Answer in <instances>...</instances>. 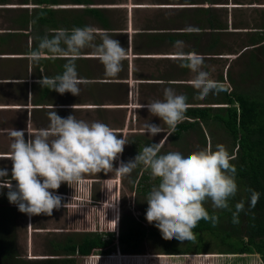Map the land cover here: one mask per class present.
<instances>
[{"label":"rangeland","instance_id":"rangeland-1","mask_svg":"<svg viewBox=\"0 0 264 264\" xmlns=\"http://www.w3.org/2000/svg\"><path fill=\"white\" fill-rule=\"evenodd\" d=\"M125 1L112 0V4L116 5V3ZM8 2L19 3L17 4L19 9L16 13V22L20 28L21 24L19 23L21 22L24 23L27 20L34 22L36 9L31 12L30 10L32 9L26 8L31 7L27 5L30 4L31 0H8ZM124 6L127 5L125 4ZM189 7L197 8V5L190 2ZM64 11H58L57 15L61 17L60 21L55 24V28L68 31L74 28H81L80 24L77 23H64L63 21H70L71 13L74 12L70 9ZM122 13L125 16H119L117 11H110V17L114 21V25L109 30H102L103 32L96 30L94 43L99 45L102 42L99 36L104 34H108L112 39L119 40L121 45L125 46L126 53V58L122 61L123 70L117 76H108V78L104 75V64L98 58L95 49L85 47L75 60L78 76L83 81L79 85V96H74L71 93L61 95L56 91L42 87L40 94L39 90L33 88L34 85H36L35 87L39 85L37 81L40 74L38 70L40 59L37 60V58L27 54L28 50L24 44H17V53H22L17 55L16 66L20 68L30 62V66H28L30 70H18L19 74L25 73L24 80L26 82L16 85L15 89H12L13 91L10 93H6L5 97L17 99V104L21 107L18 112L27 111V113H24L26 116L19 123L20 127H27L24 129L25 133H28L27 130H32V126H34V129L38 128L37 130H46L50 123L48 113L54 110L62 118L75 115L78 120H84L89 123L104 121L102 123L105 124L107 122L109 127L120 134L118 138H123L124 135L128 140L124 152L114 162V168H118L121 161L127 163L130 160H134L143 147L150 146L153 143H160L167 136V132H170L167 125L159 117L152 116L149 110L146 107L141 108V105H146L148 102L158 99L162 100L164 98L162 91L164 92L165 88L171 87L177 94H183L187 97L186 102L190 107L186 112L187 119L185 120L200 121L202 130L206 135V143L203 144L200 132L186 134L179 147L175 146L169 137L163 141L161 154L180 152L182 155L188 156L190 153L205 149L209 145L212 146L214 151L216 150V145H224L227 151L235 157L237 154V141L234 126L238 123L239 112L238 106L231 96V92L235 87L229 77H227V73L229 71L232 78L237 80V84L243 89L257 88L264 95V89L261 88L264 82V54H261L260 57L257 56L258 60L263 62V67L259 71L260 75L251 80H245L246 82L243 84L240 82V74L246 71L252 58L247 56L235 60L230 70H210L215 68V63L221 59L217 55L215 57H211L210 55L212 54L207 55L208 58L204 60L205 66L203 70L210 74V78H214L218 82H220L221 76H224L226 81L222 82V84L225 90L218 94L215 92L210 93L205 99L201 100L197 98V90L190 84L195 74L188 68H185L186 70H169L171 72L170 76L165 75L167 70H164V68L163 70H146L147 68H144L143 64L139 65L144 69L134 70V66L136 64L138 66V63H136L137 54L132 53L130 48V38L132 39L130 35L132 32L127 22V9H122ZM20 19L21 22L19 21ZM28 23L22 24V30H26ZM124 35L127 39H124ZM139 36L141 35L134 36V40H137ZM21 41H23L22 38L19 39V42ZM135 42L132 41L134 46ZM62 47L66 46L62 45ZM174 52L176 53V51ZM163 55L167 54L161 53L156 56ZM142 57L146 60L149 56L148 54H142ZM50 58L52 57L50 56ZM69 58V56L57 55L50 60V63L57 65L62 74L64 71L63 66L69 62ZM151 60L156 59L151 58ZM37 61L38 63L34 64ZM39 67L41 66L39 65ZM42 71L46 72V70ZM56 72L58 70H51L48 75L46 73L44 75L55 77ZM20 77L22 79L23 76ZM106 95L110 96L109 101H105L104 96ZM38 96L40 97L39 99L37 98ZM99 96H101V101L105 105L97 106L92 102L93 98ZM35 101H38L37 105ZM73 105H76L75 109H73ZM147 122L161 126L165 132H161L154 137L150 133L146 134L144 125ZM35 134L36 132L33 133V135ZM0 155L10 157L9 147L1 148ZM0 168H6L9 174L12 168V161L7 158L1 159ZM144 169L143 165H138L130 174L126 175H118L115 169L107 174H104V172L99 173V176L96 175L98 179L93 188L86 183L80 185L84 189L90 188L91 190L89 191L95 193L93 197L66 196L60 193L62 204L65 207L54 209L52 216L45 214L29 216L18 209L17 245L22 259L28 262H40L55 257L74 256L77 259V264H146L147 262L149 264H263L260 256L242 261L236 260L234 256L215 255L227 253V250L223 247V243H220V240L210 234L203 235L202 243H190L193 240L180 241L176 239V243L180 248L190 247L195 249V245L198 244V248H202L204 253L194 254L192 252V254L186 256L171 258L167 254H163V251H165L164 243L151 235L141 243V252L139 254L125 253L123 251L125 254L121 252L120 254L115 251L116 254L108 258L106 255L101 254L100 247H97L95 243L96 240L88 241L91 243L86 248L88 252L83 249L82 245L86 244V241H84L86 238L93 240L101 237V240L107 241L110 246H115V248L119 245L121 246L118 238L119 232L121 234L122 231L120 216L124 217L132 214L137 220L143 221L146 228L154 226V223L150 224L147 221L146 212L144 211L148 207L147 196L138 194L135 191L137 180L135 181L133 175L136 172H142ZM102 173L106 179L101 178ZM60 188H62V184ZM60 188L58 189L59 191L61 190ZM67 188L70 189L68 185ZM59 191L57 192L59 193ZM58 193H54V195H58ZM208 205L213 207L211 200H208ZM96 235L100 237H96ZM58 242L66 243L67 246L61 248L56 245ZM230 242L240 244L239 239L233 236H228V243ZM170 245L175 248L173 243ZM111 253L114 252L112 251ZM93 254L95 257L92 256ZM232 259L235 260V263H232Z\"/></svg>","mask_w":264,"mask_h":264},{"label":"clouds","instance_id":"clouds-1","mask_svg":"<svg viewBox=\"0 0 264 264\" xmlns=\"http://www.w3.org/2000/svg\"><path fill=\"white\" fill-rule=\"evenodd\" d=\"M38 39L37 49L32 53L37 60L44 58L46 53L52 58L57 55L70 57L69 62L63 66L62 74L55 77L43 75L37 81L42 88H48L61 95L65 93L80 95L79 85L83 81L78 76L75 60L85 47L95 49L98 58L104 64L107 76L115 77L123 70L122 61L126 58V53L120 41L104 34L101 37L102 42L96 45L94 43L96 30L91 26L74 28L71 31L56 30L51 36L44 35ZM174 47L181 53L183 61L181 67L188 68L195 74L190 84L197 90L198 99L203 100L210 93L218 94L225 90L222 83L211 79L210 74L203 70L204 56L195 52L183 54V41H176ZM186 101L185 95L177 94L173 88L168 87L164 89L162 100L142 104L141 108L146 107L152 116L159 117L171 131L167 132V136L160 143L143 147L134 160L127 163L121 161L118 168H114V162L124 152L128 140L124 135L123 138H118L120 134L102 122L89 123L78 120L75 115L62 118L54 110L48 113L50 121L48 128L35 135L27 130L29 135L27 140L24 130L13 128L9 131L12 138L11 179H5L8 178V171L6 168H0V189H9L8 199L10 203L18 206L20 212L29 216L41 214L52 216L54 209L65 207L62 204V197L50 191L58 190L62 183H67L71 187L73 184L84 185L85 178L89 175L101 172L107 174L113 169L118 175H126L138 165H143L150 170L153 180L159 179V184L154 185L146 197L147 221L150 224L154 223L165 240L173 238L180 241L193 240V229L202 219L210 218L204 203L211 200L214 208H228V201L237 194L238 185L235 180L236 169L231 164L235 157L224 145H216L215 151L209 145L188 156L180 152L160 154L163 141L175 133L177 126L187 119L186 112L190 105ZM72 107L75 109L76 105ZM144 128L146 134L150 133L152 137L165 132L161 126L149 122ZM12 181L16 182L15 187ZM257 199L258 194H253V204ZM238 210H243L242 204L238 205ZM236 215L234 214V223H238ZM129 216L133 217L132 214L124 217ZM122 218L123 216L119 217L120 224ZM119 235L120 232L118 238ZM238 238L247 240L248 232L244 230V234H240ZM115 251L123 253L120 245ZM115 251L101 254L110 258L116 254ZM140 252L141 248L138 252L125 253ZM186 255L189 254H167L169 258ZM215 255L234 256L236 260L242 261L256 256L261 257L257 253L233 254L228 251ZM92 256L95 257L94 254ZM232 263H235L234 259ZM262 263L264 264L263 260Z\"/></svg>","mask_w":264,"mask_h":264},{"label":"crops","instance_id":"crops-1","mask_svg":"<svg viewBox=\"0 0 264 264\" xmlns=\"http://www.w3.org/2000/svg\"><path fill=\"white\" fill-rule=\"evenodd\" d=\"M189 1L196 4L197 8L189 7ZM185 2L187 3L185 4ZM17 4L19 3L0 0V147L2 149L9 147L10 152L12 138L9 135V131L13 128L17 130L27 128L19 125L26 116L24 113H27V111L18 112L21 107L17 104V99L5 97L6 93L13 91L16 85L26 82L24 80L25 73L19 74L18 70H30V67H28L30 62L20 68L16 66L17 55L22 53H17L16 47L18 43L24 44L29 51H27V54L34 57L32 53L37 49L38 38L41 37L37 25L33 21L27 20L23 23L20 19L21 23L19 21L18 23L21 24V28L17 25L16 13L19 9ZM125 4L127 6H124ZM27 5L31 6L26 7L32 9L30 10L31 12L36 9L34 21L38 17L40 9L41 16H43L42 20L45 19L46 16L43 14V10L48 8L46 4L43 3L39 6L31 0L30 4ZM66 9L74 11L69 18V24L77 23L80 24L81 28L85 25L91 26L101 32H103V27L106 26V30H109L114 25V21L110 17V11L114 10L117 11L119 16H125L122 13V9H127V22L132 32L130 35L132 37V39L130 38V48L132 53L137 54L138 58H136L138 66L136 64L134 70H142L144 68H147L146 70H163L164 68V70H167L166 76L171 75L169 70H186L181 67L183 62L181 53L174 47L176 41H183V54L195 52L205 58H208L207 55L209 54H212L210 55L211 57L219 56L222 61H217L214 65L215 68L210 70H230L235 60L247 56L252 58L250 63L252 60L259 62L260 60H258L257 56L260 57L261 54H264L262 53L264 52V0H126L123 3H116V5L112 4V0H88L84 4H78L73 2V0H63L50 6V10H52L50 20L53 27L51 30L46 31L45 35L50 36L57 30L55 24L60 21L61 17L57 13L61 10L65 12L64 10ZM89 9L102 11L105 22L95 19L93 14L87 15ZM63 22L66 23V21ZM26 23H28L26 30H22V24ZM106 30L104 29V31ZM228 30L229 32H227ZM136 35L141 36L134 40ZM20 38L23 41L19 42ZM125 38L126 36L124 35ZM132 41H136L135 46ZM123 47L125 48L124 45ZM161 53H166L167 55L156 56ZM142 54H148L150 58L147 57L144 60ZM255 57L256 59H254ZM151 58L158 61L151 60ZM52 59L54 58H50L47 53L44 58L40 59L39 65L41 67L38 65L40 73L38 80L41 79L42 72V76L45 73L48 75L51 70H58L55 73L56 75L61 74L58 66L50 63ZM36 63L38 61L34 64ZM139 64H143L144 68ZM42 70H46V72ZM104 75L107 76L105 70ZM20 76H23V80ZM211 79L215 80L214 78ZM35 86L33 88L39 90L41 94V85ZM163 94L164 92L162 91V96ZM37 98L39 99L40 97L38 96ZM101 99V96L95 97L92 102L97 106L105 105ZM104 99L109 101L110 96L106 95ZM37 102L35 101L36 105ZM105 124L108 125L107 122ZM32 127L33 129L29 130L32 134L35 132L38 134L41 131L37 130L38 128L34 129V126ZM169 131L171 130L169 129ZM28 138V133H25V139L27 140ZM3 158L10 159V157L0 155V160ZM138 173L133 175V178L136 176L137 182L142 175V172ZM96 175L99 176L98 174L87 176L85 183L93 188L98 179ZM101 178L106 179L103 173ZM5 179H11V172L8 178ZM14 182L12 181V184ZM14 184L13 186L15 187ZM67 185V183H62L61 190H57L59 193L53 190L50 191H53V194L58 193V195L61 193L66 196L75 195L87 198L95 195V193L89 191L91 190L90 188L84 189L80 185L73 184L72 187L68 185L70 187L68 189ZM8 192V188L0 189V206L5 205L4 203L8 201ZM14 206L18 208L16 204ZM18 221L17 224L19 223Z\"/></svg>","mask_w":264,"mask_h":264},{"label":"trees","instance_id":"trees-1","mask_svg":"<svg viewBox=\"0 0 264 264\" xmlns=\"http://www.w3.org/2000/svg\"><path fill=\"white\" fill-rule=\"evenodd\" d=\"M34 4L41 6L46 4L47 9L43 10L46 16L42 20L41 9L34 23L37 25L41 37L46 31L51 30L53 24L50 20V6L63 0H33ZM88 0H73L78 4L87 3ZM95 19L104 21L102 11L97 9L88 10L87 15H92ZM66 24L69 22L66 21ZM86 26V25H85ZM84 26V27H85ZM107 27H103L102 30ZM264 50V48H263ZM263 62L252 60L244 73L240 74V82L243 84L245 80H251L260 75V68ZM231 83L235 89L231 92V96L238 106V123L235 128L237 141V154L231 164L235 166V180L238 185V192L235 197L228 201V208L216 209L208 205V201L204 203V207L209 213L208 220H201L193 229L194 239L190 243H202L203 235L210 234L220 240L227 251L233 254L249 252L250 254H260L264 262V95L260 90L246 88L243 89L237 84V80L233 79L231 74L227 73ZM226 81L221 76L220 82ZM264 89L263 86L261 87ZM264 92V91H263ZM226 122H228L225 119ZM200 132L203 138V144L206 143L205 133L202 130L199 120H185L180 123L175 133L171 135L172 143L179 147L186 134ZM161 154V153H160ZM136 175L138 172L135 173ZM136 181V176H135ZM159 184V179L153 180L149 169H144L142 175L137 182L135 188L136 193L147 196L154 185ZM258 194V199L253 204L252 196ZM5 205L0 206V264H77L74 256H61L52 259H46L38 262H28L22 259L18 252V236H17V211L18 208L10 201H6ZM243 205V210H238V205ZM147 207V206H146ZM148 208V207H147ZM147 208L144 211H147ZM234 214L238 219V223H234ZM218 218V219H216ZM122 231L119 235V241L123 252L140 251V245L149 235L163 242L165 252L167 254H201L202 248L195 245V249L186 247L180 248L176 243V238L165 240L160 230L155 227L146 228L144 222L137 220L135 217H123L121 219ZM244 230L248 232V239L238 238L240 244L233 242L228 243V236L237 238L240 234H244ZM96 237H100L96 235ZM95 241L100 252L110 254L115 251V246H110L107 241L100 239L86 238V244L83 249L87 250L90 242ZM90 241V242H88ZM173 243V245H170ZM57 246L63 248L66 245L56 243ZM92 247V246H91ZM90 247V248H91ZM198 248V249H197ZM88 252V250H87Z\"/></svg>","mask_w":264,"mask_h":264},{"label":"flooded vegetation","instance_id":"flooded-vegetation-1","mask_svg":"<svg viewBox=\"0 0 264 264\" xmlns=\"http://www.w3.org/2000/svg\"><path fill=\"white\" fill-rule=\"evenodd\" d=\"M203 253V252H202Z\"/></svg>","mask_w":264,"mask_h":264}]
</instances>
